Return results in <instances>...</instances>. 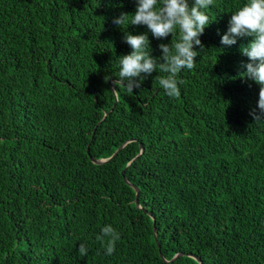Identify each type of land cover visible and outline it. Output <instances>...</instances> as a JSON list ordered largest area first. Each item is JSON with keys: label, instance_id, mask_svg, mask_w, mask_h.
<instances>
[{"label": "trees", "instance_id": "trees-1", "mask_svg": "<svg viewBox=\"0 0 264 264\" xmlns=\"http://www.w3.org/2000/svg\"><path fill=\"white\" fill-rule=\"evenodd\" d=\"M246 2L209 6L172 98L158 71L112 90L125 32H148L113 23L135 0H0V264H264V120L241 76L253 37L221 44ZM148 35L161 56L171 34ZM108 224L112 255L96 239Z\"/></svg>", "mask_w": 264, "mask_h": 264}, {"label": "clouds", "instance_id": "clouds-1", "mask_svg": "<svg viewBox=\"0 0 264 264\" xmlns=\"http://www.w3.org/2000/svg\"><path fill=\"white\" fill-rule=\"evenodd\" d=\"M135 4L131 19L129 13L122 12L113 18V23L122 28L129 24L144 25L148 32L138 35L125 32L124 42L132 51L120 56L118 79L113 82L115 87L112 90L115 92L121 85L131 94L141 87L147 76L158 71L164 74L155 77L160 87L169 97L178 98L181 94L179 84L184 82L178 76L182 70L195 67L200 53L198 49L204 47L200 37L206 26L212 23L206 10L214 4V0H192L191 3L189 0H135ZM149 32L157 40L166 39L171 34L170 43L159 45L162 52L159 57H153L147 50ZM242 37L253 39L247 46H242L241 51L248 57V62L243 65L246 71L240 75L259 86L258 111L253 109L250 115L256 121L264 120V0H247L232 13L221 44L232 46ZM96 239L105 249V254L112 255L120 234L108 224ZM88 251L86 244L80 243L78 254L84 257Z\"/></svg>", "mask_w": 264, "mask_h": 264}, {"label": "water", "instance_id": "water-1", "mask_svg": "<svg viewBox=\"0 0 264 264\" xmlns=\"http://www.w3.org/2000/svg\"><path fill=\"white\" fill-rule=\"evenodd\" d=\"M111 82V81H110ZM124 144L125 143H123V144H121L113 153H112V155L109 157V158H94V157H91L90 159H91V161L93 162V163H96V164H100V163H104V162H106L108 159H110L111 157H113V156H115L118 152H119V150L124 146ZM141 145V144H140ZM143 151V146L141 145V147H140V151H139V153L134 157V159L135 158H137L138 157V155L139 154H141V152ZM123 172H124V170H122L121 171V173L123 174ZM123 179H124V181L127 183V184H129L130 186H132L133 188H134V190H135V198H134V202H135V205L137 206V207H140L139 206V201H138V194H139V188L137 187V186H135V185H132L127 179H126V177H123ZM149 215H150V213H148ZM152 219H153V232H154V237L156 238V227L154 226V224H155V221H154V217L152 216ZM179 255H182V253H179V254H177L176 256H174L173 258H171L169 261H172L173 259H175L177 256H179ZM188 256H191L192 258H194L196 261H198V262H201L200 261V258L198 257V256H196V255H193V254H191V253H188L187 254ZM162 256V255H161ZM164 259V258H163ZM164 262H167V260L166 259H164Z\"/></svg>", "mask_w": 264, "mask_h": 264}]
</instances>
